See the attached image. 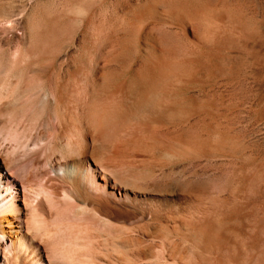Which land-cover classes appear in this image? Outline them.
Returning <instances> with one entry per match:
<instances>
[{
	"label": "rangeland",
	"instance_id": "obj_1",
	"mask_svg": "<svg viewBox=\"0 0 264 264\" xmlns=\"http://www.w3.org/2000/svg\"><path fill=\"white\" fill-rule=\"evenodd\" d=\"M16 28L47 54L20 62ZM0 36V104L22 95L0 146L40 226L6 242L4 264H118L90 253L126 250L167 258L143 264H264V0H0ZM161 68L180 90L164 125L125 101Z\"/></svg>",
	"mask_w": 264,
	"mask_h": 264
},
{
	"label": "bare ground",
	"instance_id": "obj_2",
	"mask_svg": "<svg viewBox=\"0 0 264 264\" xmlns=\"http://www.w3.org/2000/svg\"><path fill=\"white\" fill-rule=\"evenodd\" d=\"M17 30H23L22 31L23 34H24L23 36L26 35L27 38H28V42H29L28 47L26 48L25 52H23V53L20 52L21 53L20 54V59H19L20 62L22 60H25V59L31 60L36 55L43 54V53L47 52V51H45V49L47 50V48L45 46H43L39 42L40 40L38 41V36H37V34H36V32L34 30H32V29L24 30L23 28L17 29ZM14 31L11 32V37L12 38L16 37V34H17L16 33L17 31L16 32H14ZM0 37L2 38V36H0ZM1 38H0V47L2 48V47H4V44H6V42H7V37H3L2 39ZM159 59H160V57H159ZM161 60H163V59H161ZM166 61L167 60L165 59V61H163L162 63H164ZM168 61L170 62V60H168ZM162 63H161V65H162ZM158 65H156V66H158ZM168 65L166 64L163 69L165 70V67L168 66ZM171 66L172 67H169V68H172V70L175 67L180 68V66L179 67L177 66V62H176V65H175V62H174V65L172 64ZM153 67L155 68V66H152V69H153ZM159 68H158V70H159ZM169 68H167V69L169 70ZM156 69H157V67H156ZM163 69L161 68L160 69L161 70V72H160L161 74H158L156 76V79H158V83H155L154 86L153 85L152 86H147L146 84H143V83H140L139 85L137 83L130 85L128 87V90H126V91H128V93L125 95V101L128 104H130L131 106H135V107L137 105L144 106L143 108L147 109V111L150 114V119H152L154 121L153 123L157 122L159 124H163L164 125V123L167 124L168 123L167 121L171 120L172 117L174 118L173 115H170V114H173V110L174 109H172V107H170V105L168 106V104L165 103V100H167V99L169 100L170 99V102L172 103L171 105H174L173 108L177 107V105L179 103L177 101V96H178V94H180V90L175 85H173L174 83L172 84L173 86L171 85V82H170L171 79L164 75V74H166L165 72L162 73ZM152 71L153 70H151V72ZM172 82H174V81L172 80ZM14 95H16V96H14ZM14 95H13V97L10 100L1 102V104H0V116L1 117L3 116L2 114H4V112H6V110H10L14 106H16L17 102H19V101H17V99H19V95L22 96L21 94H19V95L18 94H14ZM154 95H156L157 97L154 96ZM43 99L45 100V102L50 103V99L48 98L47 95H44ZM174 115H175V113H174ZM169 116H172V117L168 118ZM175 124H176V131H177L179 129V124H180L179 123V119L177 117H176ZM218 131H220V130H218ZM0 145L2 146V144H0ZM1 146H0V264H4L5 250L3 249V246L5 248L6 242L7 241H12V240L14 241V240H20V239H29L33 235L37 234L36 231H37V229L40 226L39 225L36 226L37 224H39L38 221H36V217H37V220H39L38 219V214H35L36 212H34L33 210H31L29 212L27 211V213L26 212L24 213V208H22V206H19V204H18V201H20L19 198L21 196V190H20V186H19V183H18L19 179L15 175L16 173L14 172V169H15L16 165L14 164L15 162L13 160H11L10 158L6 159L4 157V154L7 151L2 149ZM52 169H53L52 171H55V173L57 175H59V176H61L63 178H67V179L73 177L74 174H75V167L74 166L70 165L67 162L66 163H62V162L60 163V161H58V160L55 161L52 164ZM24 189H25V187L22 188V192L23 193H24ZM75 199L78 200L77 201L78 205L76 204L77 206H75V209H74L75 211L73 210V212L76 215L77 214H81L83 212H88V210H87L88 208L83 205L82 200L78 196H76ZM90 211L91 210L89 209V212ZM24 217H25V219H24ZM94 218H96V217L94 216ZM44 229H45V227H44ZM100 240L101 239H99L98 241H100ZM103 240H105V239H103ZM105 242H106V240H105ZM131 242H132L131 240H124V242L122 243L121 246L123 248L127 249V247L129 245H131ZM87 244H86V246H87ZM115 244H116V241H115ZM104 245H107V244L105 243ZM79 246H81V245H79ZM21 247H22L21 245L17 246V248L15 249V251L13 253L16 258H18L19 255L21 254V251H22ZM115 247H117V246H115ZM106 249H108V248H106ZM138 251H140V250H138ZM138 251L137 252H134L133 250L130 251V252H128L127 250L126 251H122V252L120 251L121 253H119V252H118V254L114 253L115 256L113 258H112V256L114 254L113 255L111 254V255L108 256V254L106 253V255H102L105 252L101 253V255H100V253L97 255V252L95 254H94V252L93 253L91 252L90 255L92 254V259H93L92 262L95 261V263L96 262L98 263L99 261H103L104 259H107L110 256H111V261L108 260V262L112 263V260H113V261H115L118 264H139V263L143 264V263H147V262L151 263V261H164V260L167 259L164 256L159 255V254L152 255V254L147 253V252H141L140 253ZM71 255H72V253L70 254V256ZM80 255L78 254V256H80ZM85 255H87V254H84V257H85ZM64 256H65V254H64ZM81 257L82 256H80V259H81ZM84 257L82 259H84ZM104 257H106V258H104ZM72 258H75L74 255L72 256ZM77 259H79V258L77 257ZM169 259H171L173 261L175 260L174 262H176V261H180L181 257H179V256H177V257L176 256H171ZM89 260H91V258ZM84 261H82V262H84ZM86 261H88L87 258H86ZM64 262H66V261H64ZM99 263H103V262H99ZM191 263H192V261H191ZM108 264H110V263H108ZM188 264H190V263H188Z\"/></svg>",
	"mask_w": 264,
	"mask_h": 264
}]
</instances>
